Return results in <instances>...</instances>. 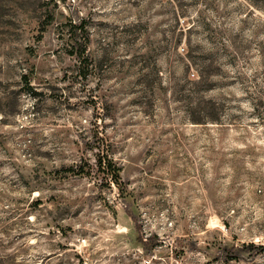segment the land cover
I'll return each mask as SVG.
<instances>
[{"label":"rangeland","instance_id":"374dc122","mask_svg":"<svg viewBox=\"0 0 264 264\" xmlns=\"http://www.w3.org/2000/svg\"><path fill=\"white\" fill-rule=\"evenodd\" d=\"M0 264H264V0H0Z\"/></svg>","mask_w":264,"mask_h":264},{"label":"trees","instance_id":"16d2710c","mask_svg":"<svg viewBox=\"0 0 264 264\" xmlns=\"http://www.w3.org/2000/svg\"><path fill=\"white\" fill-rule=\"evenodd\" d=\"M70 31L74 35H79L80 38L75 39V42L73 44V50L72 54H76L80 63L82 64V69L84 71H90L93 68V62L89 58L88 54V42H89V35L85 28V22L84 20L81 21L79 24L71 23ZM198 73L201 76V73L198 71ZM84 75H87L84 73ZM203 77L201 76L200 80L193 82L194 84H202L204 88H208L209 84L208 82L203 81ZM200 114L199 118H194L193 121L196 123H206L208 121L211 122H218L220 118L215 113V110L208 109L207 107L203 109V111ZM97 166L99 169H102L103 173L105 174L106 179H108L110 182L116 184L119 189L121 187V177H120V167L117 165V163L113 160L112 156L109 153V150L105 148H101L99 146V150L97 152ZM66 171H69L73 174H81V173H87L83 165L79 166H70L66 168ZM139 242L142 244L145 250L151 251L155 246L158 245L157 238L155 236H150L148 238H139ZM246 247L243 245V248ZM241 248V247H239ZM225 256L227 260H237L240 256L238 249L235 245L232 246H226L225 249Z\"/></svg>","mask_w":264,"mask_h":264}]
</instances>
